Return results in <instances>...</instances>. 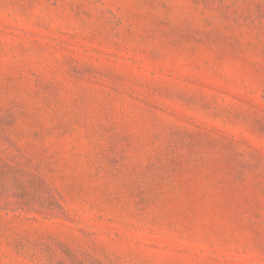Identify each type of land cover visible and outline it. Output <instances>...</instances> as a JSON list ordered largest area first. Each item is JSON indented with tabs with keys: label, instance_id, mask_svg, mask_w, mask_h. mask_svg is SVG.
Returning <instances> with one entry per match:
<instances>
[{
	"label": "rangeland",
	"instance_id": "rangeland-1",
	"mask_svg": "<svg viewBox=\"0 0 264 264\" xmlns=\"http://www.w3.org/2000/svg\"><path fill=\"white\" fill-rule=\"evenodd\" d=\"M0 264H264V0H0Z\"/></svg>",
	"mask_w": 264,
	"mask_h": 264
}]
</instances>
